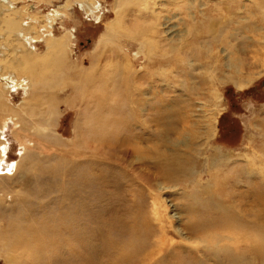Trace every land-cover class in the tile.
I'll return each instance as SVG.
<instances>
[{
  "label": "rangeland",
  "instance_id": "374dc122",
  "mask_svg": "<svg viewBox=\"0 0 264 264\" xmlns=\"http://www.w3.org/2000/svg\"><path fill=\"white\" fill-rule=\"evenodd\" d=\"M97 1L101 6L100 19L97 20L94 17H87L73 0H19L11 5L21 8L28 14L23 16L26 23L30 22L29 18L36 20V30H41L45 26L39 23V19L35 16L37 12L43 16L49 14V11L54 8L65 4L70 5L67 11L69 17L62 15L61 21L54 25V32L56 36L65 34L68 37V43H70L68 47L72 50L68 59L73 62V66H76L75 69L88 71L93 64L91 52L94 46L100 37L106 34V27L113 21L114 13L120 14L124 9L121 3L113 5L114 0ZM192 1L183 0L180 1V5L186 9L191 7ZM198 1L201 3L200 0ZM224 1H212L219 4L218 23L220 25L225 23L223 22L224 14L228 15L227 20L230 22L225 27L228 29L220 30L216 44L221 47L227 36L239 37L246 33L249 38L247 58H251L248 61L244 57L247 64L246 67L245 64L243 65L245 69L240 76L232 75L229 71L236 66L234 64L236 60L228 62L226 66L216 63L215 71H209V76L212 77L210 83L214 84L215 88L205 93V96L194 99L192 115H200L202 119L208 115L214 116L217 119V130L211 144L222 153L232 154V161L221 169L217 181L229 179V172L243 168L244 162L241 158L239 159V156L247 153L252 177L242 179L238 189H246V182H248L251 186L250 192H254L253 195H256L258 199L264 196V57L259 53H253L254 43L251 38L258 36L255 22L260 26L264 25L262 14L264 0H229L227 4L220 6ZM29 3L32 6L31 10L26 8ZM161 3H163L162 0H158L156 4ZM197 10L201 11V8ZM246 10L251 13L246 15ZM29 13L33 17H29ZM124 14L129 15V12L125 10ZM245 16L248 17L247 20H243ZM125 19L119 22V26L123 29L128 26ZM174 22L181 27L186 26L183 22L177 20ZM146 25L148 23L144 24ZM196 25L202 26L203 23L199 22ZM111 26H115V37L119 26L115 23ZM249 26V29H245ZM68 32L71 33L70 36L67 35ZM105 40L104 51L108 48L117 49L121 46L120 42H125L119 35L117 39ZM127 43L131 44L127 50L131 53L132 60L136 62L134 69L136 71L137 67L141 68L145 65L143 53L140 57L137 48H134L136 43ZM149 44L154 50L158 48L157 52L160 55L161 53L169 54L170 63L162 67L166 68L163 73L168 79L169 86L163 91L158 102L155 98L150 101H130L132 110L124 105L129 114L127 117L125 115L120 117L115 110L95 116L91 113L84 114L80 112L78 106L67 105L63 99L51 97L46 100L39 94L23 102L28 98L24 95V91L18 90L11 93L13 98L9 103L12 105L8 103L7 105L18 112L21 106L20 118L22 121L26 120L28 129L34 128L35 124L44 126L45 121L51 116L53 120H56L52 129L67 146L62 148L63 151L61 148H55L58 151L45 148L46 150L43 151L41 146L45 144L42 141L47 138V135L37 139L30 131L23 133L22 128L23 136H19V133L14 132L15 130L21 132V127H14L11 121H8L7 127L0 129V141L7 145L4 162L0 165L5 177H0V183L7 185L10 189L3 198L0 194V202L8 210L13 207V214L6 213V216L12 214L13 217L18 216L21 211L14 205L22 201L23 215L20 225L29 237L11 243L4 238V232L0 233V243H4L0 245L4 246L5 252H8V254L0 252V264H155L160 259L162 264H189L188 253L181 251L187 248L195 250L197 241L185 236L183 226L188 225L195 218L182 206L189 204L182 191L173 189L172 183H167L161 178L162 168L168 164L166 160L172 159L177 152L172 142L173 136L168 135L170 144L167 146L162 139H166L167 133L164 131L168 122L175 121L172 113L176 110L181 115H185L187 95L184 89L194 92L193 88L200 87L204 79L208 78L205 73L206 68L203 66L206 56L201 55L193 63L187 59L185 52H172L173 48L170 46L168 48L153 41ZM42 46L37 45L36 51L41 52ZM200 46L204 47L203 39L200 40ZM213 46L210 48L212 49ZM231 58L233 60L235 56ZM211 62L214 63V60L212 59ZM193 65L196 66L192 68ZM198 67L204 69L201 76L194 72ZM160 68L161 66L158 65L149 67L154 82L160 81ZM196 72L198 73L199 70ZM70 73L72 75L73 72ZM191 76L195 79H189ZM71 80L84 81L77 77L76 72ZM154 91L160 92V88ZM211 94H216L219 99L209 101L213 98H210ZM102 104L105 106L108 103ZM203 108L208 114L203 113ZM34 116L37 118L36 123L32 119ZM3 120L4 118L0 123ZM138 136H143L145 139L141 146L136 140ZM38 142L40 143L37 144ZM25 147L27 149L23 151ZM165 147L166 150H164ZM141 154L145 155L142 160L139 159ZM70 159H73L72 162ZM36 166L56 170L52 181L41 180L39 185L42 188H38L41 192L39 195L31 193L32 189L39 187L38 184L30 183L31 178L37 177ZM240 174L245 176L243 170ZM206 180L204 176L202 181ZM213 181L214 178L210 176L208 182L213 183ZM51 183L53 185L50 189ZM254 183H257L259 187L254 189ZM216 189L214 183L209 192L213 193ZM152 201L158 204L157 212L160 220H155L152 215ZM143 209L148 217V222L144 224L141 215ZM256 212V209L250 211L252 215ZM3 218L4 214L0 212V220ZM137 223L139 226H136V237L140 242L144 238L143 233L149 227L151 229L162 227V231L150 238L144 256L130 259L131 248L134 246L129 245L128 241H132L131 226ZM4 226H0L2 231L5 229ZM181 242L187 248H184ZM116 256H122L124 259L119 261ZM218 263L220 261L215 264Z\"/></svg>",
  "mask_w": 264,
  "mask_h": 264
},
{
  "label": "bare ground",
  "instance_id": "6f19581e",
  "mask_svg": "<svg viewBox=\"0 0 264 264\" xmlns=\"http://www.w3.org/2000/svg\"><path fill=\"white\" fill-rule=\"evenodd\" d=\"M9 1L0 0V121L4 118L0 123V129L7 127L8 121H11L14 127H21V132H16V130L14 132L19 133V136H23L22 128L23 133L30 131L37 139L42 135H47V138L42 141L45 145H40L43 151L46 150L45 148L58 151V148L62 149L67 146L64 144L65 142L60 140L57 132L52 129L56 120L49 116L44 126L35 124L34 128L28 129L26 120L22 121V118H20L21 106H19L18 112L7 105V103L12 105V103H9L13 98H11L12 92L24 91V95L28 98L25 97L26 99L23 102L39 94L44 96L46 100L51 97L53 99H63L67 105L78 106L80 112L84 114L91 113L95 116L96 114L102 115V112L107 113L115 110L120 117L123 115L127 117L129 114H127L128 111L124 105L132 110L130 101H150L155 98L158 102L163 91L169 86L168 79L163 73L166 68H162L170 63L169 54L161 53L160 55L157 52L159 49L154 50L152 45L149 44L150 41L165 45L168 48L170 46L173 48L172 52H185L187 59H190L193 63L201 55L206 56L203 66L206 68L205 73L208 78L204 79L200 87L193 88L194 92L190 89H184L187 95L185 97V115H181L176 110L172 113L175 121L173 120L174 123L168 122L164 131L167 133L166 139H162L164 145L167 146L170 144L168 137L173 136L172 142L177 148V152L172 156V159L166 160L168 164L162 168L161 174L163 176L161 178L165 179L167 183H172L174 185L172 186L173 189L177 188L182 191L186 201H189L187 206H182L195 218L191 223L183 226L186 232L185 236L197 241L194 246L195 250H188L181 242L180 244L187 248V250L181 252L188 253L189 264H215L217 261H220L218 264H264V196L257 199L256 195H253L254 192H250L251 186L248 182H246V189H238L242 179L252 177L249 171V155L246 153L239 156V159L241 158L244 162L243 168L240 167L231 171V173L229 172V179L217 181L218 173L232 161V154L222 153L221 150L211 144L217 130V119L214 116L208 115L202 119L200 115V117L197 114L192 115L194 99L205 96V93H209L215 88L214 84L210 83L212 77L209 76V71H215L216 63L226 66L228 62L236 60L234 63L236 66L229 71L232 75L239 76L245 69L243 65L245 64L246 67L247 64L246 59L244 60V57L247 58V54L249 55V38L246 33L241 34L239 37L227 36L221 47L216 44L218 43L217 35L221 33L220 30L230 24L227 20L228 15L225 14L223 15V20L225 18L223 22L225 23L221 25L218 23L219 4L213 3V0H200L201 3L198 0H193L191 7L184 9L180 5V1L183 0H162L163 3L160 5L156 4L158 0H114L113 5L114 3L123 5V12L120 14L114 13L113 21L106 27V34L100 37L99 41L97 40L98 42L91 52L92 67L85 71L75 69L76 66H73V62L68 59L72 51L68 47L70 44L68 43V37L65 34L56 36L54 32V25L61 21L62 15L69 17L67 11L70 9V5L65 4L62 7L54 8L49 11V14L43 16H40V12H37L35 16L39 19V23L41 22L45 26L41 30H36V20L29 18L30 22L27 21L28 23H26L23 16L28 14L22 11L21 8L18 9L17 6L11 5V3L19 0ZM73 1L87 17L100 19L99 10L101 6L97 0ZM216 1L219 2L220 0ZM228 1L225 0L220 6L227 4ZM31 7L29 3L26 8L31 10ZM197 8H201V11H198ZM125 10L129 12V15L124 14ZM249 13L251 12L246 10V15ZM262 14L264 15V10ZM29 17H33V15L29 13ZM123 18H126L125 21L128 22L126 29L119 26V22ZM247 18L245 16L243 20H247ZM175 20L183 22L186 26L181 27L180 24L174 22ZM199 22L203 25L197 26L196 23ZM112 23L119 26V31L115 37V26H111ZM146 23L148 25L144 26ZM256 23L254 25L257 26L258 36L251 38L254 43L252 50L253 53H259L264 57V25L260 26ZM249 28L250 26L245 29ZM226 29L228 28H225L224 31ZM70 34L68 32L67 35L70 36ZM118 35L125 42H120L121 46L117 49L108 48L104 51L103 47L106 48L104 45L105 39H117ZM202 39L205 48L200 46V40ZM127 42L136 43L134 48H137L140 57L143 53L145 65L141 68L137 67L136 71H134L136 62L132 60L131 53L127 50L131 44ZM39 44L43 45L41 52L36 51ZM234 56L235 58L232 60L231 57ZM109 57L111 58L107 59ZM181 57L183 59V56ZM249 58H247L248 61ZM212 59L214 63L211 62ZM196 64L199 65L198 62ZM150 65L161 66L159 82L152 80ZM194 66L196 65H193L192 68ZM197 70H199L198 73ZM59 71H62V73H59ZM70 72H73L72 75ZM75 72L78 78L84 79L83 82H73L71 80ZM194 72L201 76L204 69L198 67ZM189 79H195V77L191 76ZM149 88L150 91H148ZM156 88H160V92L154 91ZM64 90L66 91L64 92ZM62 92L64 93L62 94ZM210 98L212 99L209 101L219 99L216 94H211ZM102 103L108 104L104 106ZM206 112L207 110L203 108V113ZM32 119L35 123L37 122L35 116ZM30 132L29 134H31ZM136 140H138L140 146L145 141L143 136H138ZM26 149L25 147L23 151ZM166 149L165 147L164 150ZM6 150L7 145L5 142L0 141V165L4 162ZM140 152H142L141 149ZM34 153L36 154L35 151ZM144 156L141 154L139 159H144ZM70 160L72 162L73 159ZM36 167L38 168L37 177L31 178L30 183L39 185L42 179H50L49 181L54 179L55 169ZM242 170L245 176L240 174ZM78 173L80 174V171ZM204 176L207 178L206 181H202ZM210 176L214 178L213 183L208 182ZM0 177H5L1 166ZM214 183L217 189L211 193L209 191ZM52 185L51 183L50 189ZM258 187L257 183L253 184L254 189ZM38 188L42 187L39 185V187L32 189L31 193L39 195L41 192ZM8 192H10L9 187L0 183L2 198ZM4 206L0 202V212L4 214V218L0 220V226L5 225L4 231L0 227V233L4 232V238L11 243L29 238L22 225H20V219L23 215L22 201L17 203L16 206L14 205L15 208L21 209L18 216L12 217L13 207L8 210ZM251 209L257 210L255 215L250 213ZM259 209L262 210L259 211ZM72 210L74 212V208ZM157 211L158 204L152 201V215L155 220L159 219ZM7 212L12 214L6 216ZM141 215L142 223H147L148 217L144 214V209ZM136 226H139V224H132V241H128L129 245L134 246L131 248L130 259L144 256L150 238L155 237L159 231H162V227H155V229L149 227L143 233L144 238L140 242L136 237ZM0 252L8 254L2 245H0ZM116 259L120 261L124 257L116 256ZM161 262L162 259L156 261L155 264H162Z\"/></svg>",
  "mask_w": 264,
  "mask_h": 264
}]
</instances>
